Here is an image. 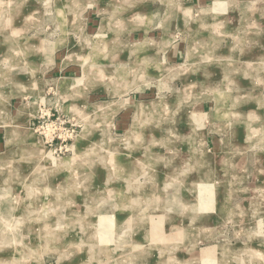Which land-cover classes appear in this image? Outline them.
I'll list each match as a JSON object with an SVG mask.
<instances>
[{
    "label": "rangeland",
    "instance_id": "obj_1",
    "mask_svg": "<svg viewBox=\"0 0 264 264\" xmlns=\"http://www.w3.org/2000/svg\"><path fill=\"white\" fill-rule=\"evenodd\" d=\"M0 264H264V0H0Z\"/></svg>",
    "mask_w": 264,
    "mask_h": 264
},
{
    "label": "bare ground",
    "instance_id": "obj_2",
    "mask_svg": "<svg viewBox=\"0 0 264 264\" xmlns=\"http://www.w3.org/2000/svg\"><path fill=\"white\" fill-rule=\"evenodd\" d=\"M15 15V14H14ZM6 21V20H5ZM9 21V20H8ZM7 22V21H6ZM10 22V21H9ZM206 25V24H205ZM208 27V26H207ZM18 32V31H17ZM10 36V35H9ZM12 47V46H11ZM17 48V47H16ZM96 106L97 105H95V106H93V108H96ZM98 107V106H97ZM111 109V108H110ZM100 110V109H99ZM84 136H85V131H83L82 133H81V135L77 138L79 141L81 140V138H84ZM14 139V138H13ZM78 141V142H79ZM82 143V142H81ZM46 156V155H45ZM130 246V245H129Z\"/></svg>",
    "mask_w": 264,
    "mask_h": 264
},
{
    "label": "built area",
    "instance_id": "obj_3",
    "mask_svg": "<svg viewBox=\"0 0 264 264\" xmlns=\"http://www.w3.org/2000/svg\"><path fill=\"white\" fill-rule=\"evenodd\" d=\"M55 139H52V141L51 142H53Z\"/></svg>",
    "mask_w": 264,
    "mask_h": 264
}]
</instances>
